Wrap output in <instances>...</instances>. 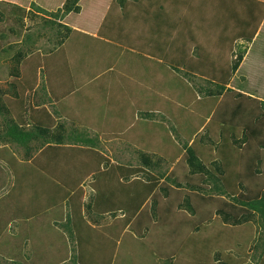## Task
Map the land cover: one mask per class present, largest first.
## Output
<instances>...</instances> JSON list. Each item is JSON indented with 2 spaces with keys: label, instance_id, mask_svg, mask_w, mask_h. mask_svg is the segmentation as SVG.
Masks as SVG:
<instances>
[{
  "label": "rangeland",
  "instance_id": "374dc122",
  "mask_svg": "<svg viewBox=\"0 0 264 264\" xmlns=\"http://www.w3.org/2000/svg\"><path fill=\"white\" fill-rule=\"evenodd\" d=\"M73 1L64 0L60 5V0L34 1L43 11L47 6L52 9L50 12H54L56 18L60 13L63 15L61 19L65 21L63 27L66 29L62 31L63 37L58 36L60 42L58 41L56 46L59 51L55 52L54 58L59 60L61 65L68 62L70 77L75 76V89L69 94L61 98V93L59 97L58 94L52 93L55 98L58 97V103L62 106L60 109L51 105L35 109L41 111L48 107L55 118L56 110L59 114L62 113V117H68L70 113L67 125L65 123L66 128L88 131V126H91L87 133L100 139L98 152L75 150L68 152L69 154L76 155L82 151L87 153L84 157L90 154L99 159L103 157L100 153L108 155V151L120 147L118 144L121 149L125 148L128 145L125 136H133L140 139L138 142L141 143V150L138 151L157 155L152 160L157 167L150 169L151 175L157 178L167 176L173 180L171 183L163 178L165 182L158 183L155 216L151 215L152 203L147 200L142 210L148 213L137 229L129 231L130 233L126 230L120 237L121 241L118 242L114 255L112 254L111 264H245L252 261L253 257L262 253V250L255 247L260 241H264L262 221L255 216L250 222L231 227L224 225L215 213L220 208L224 211L230 209L229 206H235L234 212L231 211L230 214L239 217L242 214L240 211L245 210L242 208L238 211L240 206L237 202L246 200L252 193L260 196L264 191V107L260 104L264 102V0L257 3L255 0H160L164 11L160 9L158 0ZM172 1H176V4ZM13 4L35 6L31 0H0V105H3L6 99L16 98V90L13 89L14 78H18L16 84L20 86L23 83L20 77L23 75L24 66L28 64V77L31 78L37 61L31 60V64L24 63V66L14 62L19 54L24 56L23 59L31 55L22 45L24 31L17 35L16 33L20 32L17 27L22 29L23 22L26 21L28 30L43 36L44 39L38 44V47L46 46L41 52L43 55L53 48V44H46L50 29L52 33L54 31L46 21L48 19H34L33 16L25 19V14L14 12ZM151 4L154 5L146 13L143 8H149ZM230 8L236 9L238 17L250 21L251 26L246 28L249 33L257 23L248 19V12L254 9L256 21L262 18L251 43L246 44L238 39V32L243 34L245 28L239 26L234 29L235 25L228 19ZM160 10L162 14L158 13ZM154 13L158 15L159 24L163 18L168 21L169 27L161 26L160 34L155 31L158 28H155L157 22L153 19ZM33 39L34 36H31V40ZM178 41L182 46L174 49L173 45L178 44ZM169 43L172 47L168 46ZM240 45H244L242 51L247 50V53L228 83L227 88L233 92H226L219 97H207L206 91L214 90L212 83H217L212 79L215 77L222 80V74H227V70L230 72L231 66L236 63L239 55L237 47ZM168 55L170 59H167ZM44 61L47 60H41ZM180 61H186L192 67L177 64ZM14 65L22 67L20 72L16 70L19 74L15 77L11 76ZM41 69L42 72H38L37 89L25 94L31 106L41 103L39 86L46 82L43 66ZM234 91L244 96L236 97ZM243 105V109L249 114L247 113L248 116L239 124L237 117L231 114L236 110L235 107L241 108ZM88 110L91 111L89 116H86ZM147 112H150L151 118L144 116ZM7 119L12 120V117L7 116ZM128 119L134 126V131H124L121 134L119 128L125 126ZM86 120L90 124H85ZM1 124H4V121L0 118ZM222 125L231 130V136L235 135L237 143L247 139V143L240 147L233 144L231 136L227 137L229 140L226 142L227 146L236 151L233 157L238 158L236 168L241 175L244 174L243 179L250 182L254 178L255 181H243L244 187L248 184L250 187L242 192L238 189L233 196L236 201L214 192V184L221 187L220 183L213 181L203 186L195 176L191 182L193 190L184 184L175 187V181H185L189 175V169L183 160L184 146L188 145L189 140L198 139V142L202 140L199 146L206 144V148L213 152V147L211 144L207 145V141L221 143L222 139L218 137V133L220 130L222 132ZM24 129L28 130L29 126ZM34 131L31 127V137H34ZM205 137L207 139L203 140ZM251 143L256 146V156H259L262 163L260 167L251 164L247 159L251 151L247 154L246 147ZM115 145L116 147H113ZM126 149L133 156L132 162H139L135 155L137 150ZM0 151L4 158H0V264H10L9 256L14 257L15 264H22L26 258L31 260L38 252H42V249L56 251L54 262L69 259L67 264H78V253L75 250L77 247L73 238L67 233L63 238L50 233L54 222L63 212H55L53 208L44 209L45 204L41 199L38 214L28 221L22 217L18 218L21 212L16 202L25 204L30 193L32 198L29 201V209L32 201L38 200L42 190L47 189L42 187L43 183L53 185V179L44 173L34 176L38 170L31 162L32 159L21 160L24 156L21 146L7 143L3 138ZM37 151H32L33 156L38 155ZM11 157L16 159L14 169L5 161ZM211 159H215V156ZM204 165L211 168L208 159ZM101 167L105 169V166ZM251 167L259 170V175H248ZM238 171L236 170L235 174ZM37 177H40V182H37ZM35 183H38L35 188H40L34 192L32 185ZM84 187V197L87 201L86 197L92 193L86 182ZM165 188L169 189L166 197L162 191ZM186 196L193 199L194 213L178 207ZM141 212L138 214L139 218ZM85 213L86 220L94 223L91 219L95 217L87 216V209ZM160 216L165 218L160 221ZM170 216L171 219L167 218ZM107 219V222H111L114 218L108 216ZM187 219L190 224L176 226L178 220L181 223ZM13 222L18 224L19 243L11 241L12 235H16L13 234ZM107 222L100 219L94 226L102 228ZM26 225H30L27 230ZM44 235L54 241L55 249L45 242L46 238L42 239ZM68 236L73 241L65 240ZM107 244L108 248L112 246L110 241Z\"/></svg>",
  "mask_w": 264,
  "mask_h": 264
},
{
  "label": "trees",
  "instance_id": "16d2710c",
  "mask_svg": "<svg viewBox=\"0 0 264 264\" xmlns=\"http://www.w3.org/2000/svg\"><path fill=\"white\" fill-rule=\"evenodd\" d=\"M75 1L77 0H74L73 2ZM158 2L161 4L160 9L164 11V5L161 3L160 0H158ZM255 2L257 3V1ZM172 3L176 4V1H172ZM153 5H149V8H146L145 6L143 10L147 13L150 11V9L152 8L151 6ZM31 7L32 10L36 9L37 12L45 14V16H48L54 19L55 21L61 20V23L46 20L49 22L50 28H53L54 31L52 33V30L50 29L49 35L48 37H46L48 39L47 44H53V48L50 51H47V54L45 56L41 54L40 51L42 52V50H44L46 46H40L39 49L35 47L40 38L38 37L36 39L31 40V35L23 34L22 45L24 46L25 50L28 49L31 52V55L29 56V58L23 59L24 56L19 54L15 57L14 62L17 64L19 63L21 66H24V63H30L31 60H37L38 62L36 61L35 63V70L32 71L31 78L28 77L27 71L29 64L27 66H24V72L22 73L23 75L21 74L22 76L20 77L21 79H23V83L20 86L16 84L18 78H14L15 80L13 81V89L16 90V98L6 99L4 104L0 105V118L2 119V121H4V124H2V128L4 129L3 136L7 140L6 142H14L27 150L26 154L21 157L22 161L29 159L31 160L32 155L34 154L32 153L31 149H28L26 147L28 142H32L37 139L41 142V144L43 143L42 145L40 144L41 147H44L48 144V146L44 148L38 154V156L34 157L31 161L38 170L36 174L34 173V176H40V173H44L47 177H51L55 183L60 184L63 188L73 193L70 198H67L68 200L67 204L65 205V212L59 211V213L63 212V214L61 213L60 217L57 219V221H55V226L59 228H64V231L67 233V235L69 234L76 242L77 248L75 250L78 253L76 256L78 264H111L113 255L115 253L114 250L118 245V242L121 241L120 237L124 235L126 230L127 233H130L129 231L137 229V226L141 223L140 221H142L144 216L148 213L142 210L147 200V202L150 201V204L152 203L150 211L151 215L155 216L154 209L156 207V203L158 202V196L156 195L158 183L161 184L163 178H165V180H169V182L171 183L173 182V180L167 176L157 178L151 175L150 169L157 167V164L152 162L153 158H155L157 155L149 153L144 154L142 151L135 152V155H137L139 162L136 161L135 163H133V156L129 155V161L127 163L120 162L116 163V165H111L110 168L106 170V172H101L99 167L91 168L89 167L90 164L87 166L84 165L82 167V170H80L78 166H75L74 162L71 163V166L66 164L69 161L66 157V152L68 153L75 150L64 149L65 147L62 145H60L61 147L57 145H52L57 144V142L53 139L54 137L50 135L48 138V130L38 128L37 126L39 125V123L33 121L34 116L36 114H41V120L43 119L44 121V123L42 124H44V127H46L45 125H50L52 122L51 115H49L45 109L41 111H38V109L35 110L34 107L30 105V102L28 104L27 100L29 101V98L25 97V94L28 91L32 92L34 90L39 79L38 72L39 70L42 72V66L43 73L45 74L44 79L46 82L40 86V91H48V93L58 95H60L59 93H61L62 98L75 89V76L73 78L70 77V72H68L67 70L68 62L66 61L67 64L65 63L61 65L60 61L54 58L55 52L59 51L56 46L59 41L58 36L59 38L61 36L63 37L62 31L65 30L66 27H63L64 24L62 23L63 21L61 19L63 15L61 13L56 18L55 13H48L46 11H43L39 5L38 7L31 5ZM17 10L21 12L22 15L25 14L23 9L19 8ZM161 10L158 13L162 14ZM156 11L157 8L155 12ZM255 13L256 11L254 9L253 11H249L248 19L252 22H256L258 26L262 18H259L256 21L257 18L255 16ZM30 15L32 16V13L28 14V16ZM0 17H2L1 14ZM153 19L155 22H157V24L155 25V28H158L155 30L156 33L160 34L162 32V30L159 29L161 28V26L162 28H164L163 26L169 27L168 21L164 18L162 19L161 24H159L158 15L156 13H154ZM228 19L232 20L233 25H235L234 29H237V27L239 26H243L245 28V32L243 34L240 32H238L237 34L238 39H240L241 42L244 41L247 44L253 41V38L257 31V26L252 30L251 33H249L246 28L251 26L250 21L238 17L235 8H230V11L228 12ZM56 26L62 28H58ZM17 29L20 32L16 34L21 35V28L17 27ZM169 37L170 35H168V38ZM180 40L181 38H179V41ZM179 41L178 44L173 45L174 49L180 47L181 44H179ZM165 43H167V41ZM168 46L172 47L171 43H169ZM242 46L244 45H240V47H237L239 49V55L236 59V63L231 66L230 72H228L227 70V74L223 73L221 78L222 80H218L215 77L212 79L217 83H212L215 86L214 90L212 89L206 91L208 93L207 97H219L226 92H233V90L227 88V86L230 81L231 75L237 71L239 64L242 62L243 57L247 53V50L242 51ZM34 48H36V50H34ZM42 59L47 61L41 62ZM167 59H170V55H168ZM177 64L186 67H192V65H188L189 63H187L186 61H180ZM21 66L14 65L11 76H18L19 73L16 72V70L20 72V68L22 70ZM177 68L178 67H176V69ZM234 94L236 97L244 96L240 92H236ZM48 101H51V98H49ZM260 104L264 107V102H261ZM244 107V105L241 108L235 107L236 110L231 114V116L237 117L236 120L239 124H242L241 122L243 121V118L248 116L249 114L248 111L246 112V110L243 109ZM149 115L150 112H147L144 116H146L147 118H151V116ZM7 116H11L12 120L7 119ZM27 125L29 126V129L25 130L24 127H27ZM31 127L35 129L34 137H31L33 134L31 135V133H29ZM233 130H235L234 127ZM73 133H71V135ZM218 134V137L222 139L221 143H213L209 139V141H207V145L211 144L210 146L213 147L215 160H217L213 161L214 163L210 166L211 168H207L204 165V156H207L206 154L208 153V151L212 152V150L210 148L207 149L206 144H203V147L199 146L202 140L198 142L197 139L194 140L190 146H184L183 160L189 169V175L187 176V179L185 181H175L174 186L179 187L180 185L184 184L185 187H188L193 190L191 182L194 181L192 177L195 176L197 177V180L200 182V184L203 186L209 184V182L212 183L213 181L220 183L221 187L217 184H214V192H216L220 196H222V194L226 195L236 201L235 197L233 196L238 192V189L240 190V192L247 191V189L250 187V184L244 187L243 181H249L244 180V174L241 175L238 169L236 168V164L239 163L238 158L233 157V153H235L236 151L232 150L230 146H227L226 140H229V138L227 137L231 136V130H227L225 126L222 125V132L220 130ZM234 136L235 135L231 136L234 145H238L240 147L242 144L245 145L247 143V139H243L240 143H237ZM71 138L75 139V137H69V140ZM206 139V137L203 138V140ZM254 145L255 144L251 143L246 147V150H248L246 151L247 154L249 151H251V154H248L247 159L251 162V164L253 163L260 167L262 163L259 159V156H256V146ZM30 148L35 151L39 149V147ZM259 148L262 149V147ZM242 156L245 157V154H243ZM5 161L11 169H14L13 165H16V159L14 157L5 159ZM251 164L250 166H252ZM236 170L238 172H236L235 174ZM248 171L249 172H247V174L249 175V173H251L253 174L252 176H257L260 173L259 170L253 169V167H251ZM92 173L94 174V176L92 182L90 183V186L94 191V195H92L89 205H85L82 203L84 190L81 187V184H84L83 182L86 181V178ZM252 176H250V178H252ZM245 177L249 179L246 174ZM165 180L163 181L165 182ZM251 180L255 181L254 178H252ZM251 180L250 182H253ZM168 187L172 188L171 186ZM168 190V188L162 190L165 197L167 196ZM252 194L248 195L246 200L237 202V205L240 206L238 211H240L242 208L245 210L240 211V213L242 214L239 217H235L234 214H230L231 211L234 212L233 209L235 208V206H229L228 208L230 209L224 211H222V208H220L216 211L215 215L221 218V222L224 225H230L231 227H239L244 223L252 221L254 217L257 216L259 220L262 221L261 226L264 227V191L260 196H258V194ZM192 201V197L186 196V198H184V200L182 201V204L178 205V207L180 209H182L183 207L186 211L194 213ZM84 208L87 209V216L89 215L91 218L95 217L94 219H91L94 223H96L97 221L100 222V219L108 221V216H111L114 219H112L111 222L107 223L102 228H97L96 226L90 225L89 220H86V213ZM140 212L142 213V215L139 218L138 214ZM163 218L165 217L162 216L160 221L163 220ZM167 218L171 219V216ZM172 220L174 222L173 218ZM178 221L176 226H186V224H190L188 219L182 221L181 223ZM55 234L62 235V233H59L58 230L55 231ZM69 240L71 239L69 238ZM108 241H110V243L112 244L110 248H108ZM260 242L258 243L259 245L256 244L255 247L257 248V250H262V253L257 257H253L254 259H252V261L246 262L245 264H264V241ZM222 264L230 263L222 262Z\"/></svg>",
  "mask_w": 264,
  "mask_h": 264
},
{
  "label": "crops",
  "instance_id": "0c3cea01",
  "mask_svg": "<svg viewBox=\"0 0 264 264\" xmlns=\"http://www.w3.org/2000/svg\"><path fill=\"white\" fill-rule=\"evenodd\" d=\"M63 1L64 0H60L59 5L62 4ZM255 1L260 2V0L259 1L255 0ZM41 9H43V8H41ZM44 10L46 12L50 13V10H52V9L48 8V6H47L46 9H44ZM229 11H230V9H229ZM235 11H236V9H235ZM30 12L33 14V18L34 19H36V17H40V18H44L45 17L44 19H48V20L54 21L52 18H50L48 16H45V14L39 13V12L34 11L32 9H31ZM27 20L31 21L29 19H27ZM25 22H23L24 27L22 28L23 30L21 29V31H24L25 35L28 34V35L34 36V39L39 37L40 39L38 40V43L35 46L37 49H39L38 44L41 41V39H44V38H42V36H40L39 33H35L34 34V33H32V31L28 30L27 27H26V25H28V22L27 23H25ZM56 22L57 23H61V20L56 21ZM64 22H62V23H64ZM31 26H33V25H31ZM46 44H47V42H46ZM40 53H41V51H40ZM36 85H38V82H37ZM39 88H40V86H39ZM36 89H37V87L35 86L34 90H36ZM45 92H47V93H45ZM40 94H41V100L42 101H40L41 103H38L37 105H34L33 106L34 109L36 107L38 108L39 106H45V105H47L48 107H50V105H51L55 109H56V107L59 108V109L62 107L61 104L58 103V100H57L58 98H55L54 95H52L51 93H48V91H44V92L40 91ZM58 97H59V95H58ZM49 98H51V101H48ZM47 108H46V111L48 112L49 115H51V118L54 121L53 123L51 122L50 125H45L46 127H44V124H42V123H44V121H43V119L41 120V118H42L41 114H39V115L36 114L34 116V120L33 121L39 123V125L37 124L38 128H41V129H44V130L45 129L48 130V135H47L48 138H49L50 135L52 137H54L53 139L57 142V144H52L53 146L54 145H57V146L62 145V146L65 147L64 149H70V150L74 149V150H82V151L83 150H87L89 152H98L99 149L97 148V146L99 145L100 139H98L97 136H91V134L87 133V132H89L91 126H88V131L87 130H83V129H80V130H75V129L74 130H69L68 128H66L65 123L68 120V118L70 119V113L67 112L68 113V117H62V113L59 114V112L56 110L55 116L57 118H55L53 113H50L49 109H47ZM35 110H37V109H35ZM90 111L91 110L87 111L86 116H89ZM86 123L90 124V122L88 120L85 121V124ZM130 123L131 122L128 119V123H126L125 126H122L121 128H119V130L121 131V134H123L124 131H126V133H128V131H132V130L134 131V128H132L134 126L132 124H130ZM66 125H67V123H66ZM0 126L2 127V124ZM2 130H3V128L0 129V142L4 138L3 133L1 134ZM73 131H74V133H73ZM217 131H219V128L217 129ZM71 133H73V134L71 135ZM69 137H75V139L71 138L69 140ZM126 139H128V141H126V142H128V145H126L125 148L121 149L120 148L121 147L120 144H118L120 147H118V146L116 147V145H115L113 147H116V148H114L112 151H108L107 152L108 155H103V153H100L101 156H103V157H100L102 159H100V158L97 159V158L94 157V155H90V154H88L87 157H84V154H87V153H82V151L77 152L76 155H73V154L69 155V153L66 152V157L69 160L66 164H71L72 161L74 160V161H76V162L73 161L74 165L78 166L80 168V170L83 169L82 167L84 165L87 166V165L90 164L89 167L97 168V166H98L100 168L101 172H106L105 170H108L111 165H116V163H120V162L121 163H127L129 161L130 152L126 148H129V149L133 148L134 150H137V151L141 150V143L138 142V140H140L139 138L126 135L125 136V140ZM5 141H7V140L5 139ZM193 141L194 140H192V139L189 140L188 141V146H190L193 143ZM7 143H9V142H7ZM14 144H16V143H14ZM40 144H41V142L36 139L35 141L28 142L26 147L28 149H31L32 151H34V150L32 148H30V147H33V148H36V147L38 148L39 147V149L37 151V153L39 154L44 148H46L48 146V144H47L44 147H41V145L43 143L41 145ZM21 148H23V147H21ZM23 151H24L23 154H26L27 150L23 148ZM137 151H135V152H137ZM62 152H64V151H62ZM206 155L207 156H204V159H205L204 162L208 159L209 160V166H211L214 163L213 160H215V159H211V157L214 156V152L208 151V153ZM34 157L35 156H33L31 159H33ZM76 157H77V159H76ZM118 157H120L121 159L118 158ZM0 158H3V156L1 154H0ZM125 158H128V159L126 161H123ZM70 160H72V161H70ZM79 163H80V165H78ZM101 166H105V169H102ZM93 176H94V174L92 173L91 175H89L86 178V181H85L86 184L89 185V188L91 189L90 192L92 193L89 197H86L87 201L85 200V197L83 195L82 203L85 204V205H89L90 199H91L92 195H94V191L92 190V187L90 186V183L93 180V178H92ZM39 178L40 177H37V182L41 181V179L38 180ZM85 182H83L84 184H81V187L83 189H85V187H84L85 186ZM162 182H163V180L161 181V183ZM37 184L38 183H35L34 185H32L33 186V190L32 191L35 192L36 190H38L40 188V187H36L35 188V186ZM55 184L52 185L51 183H47V182L43 183L42 187L43 186H44L43 188L47 187V189H43L42 190L43 191L42 195L40 196V198L38 200H33L32 201L31 207L29 209H28L29 201H30V198H32V196H30V193L27 196L28 199H27L25 204L21 205L17 201L16 203H17L18 207H20V212H21V216H18V218L22 217V218L26 219V221H28V219L33 217L37 212H39L38 208H39L41 199H42L43 204H45L44 205V209H46V208H51L52 209L53 208V210L55 212H59V211L65 212V205L67 204V200H68L67 198H70L73 195V193L69 192L67 189L63 188L60 184H58V183H55ZM20 192H19V194H20ZM14 196L17 197L18 195H14ZM84 210H86V208H84ZM107 223H109V222H107ZM13 224L15 225L14 228H13V234H16V235H12V237H13V240H11L12 243L14 241L16 242L17 240H19L18 237H17V236H19L18 235L19 234V230L17 228L18 224H17V222L16 223L13 222ZM92 224L90 223V225H92V226L95 225L94 223H92ZM42 227L44 228L46 226H42ZM29 228H30V225H26L25 230H27ZM54 230L55 231L58 230L59 233H62V235H59V236H62V238H63V235H66L65 234L66 232L64 231V229L56 227L55 224L52 227V231L50 233L51 234H55ZM21 233H23V230H21ZM50 236H52V235H50ZM14 238H16V239H14ZM43 238H46L45 242H48V244L50 243L52 245V247L55 249L56 244H54V241L51 238L47 237L46 235H44L42 237V239ZM65 240H69V239L66 237ZM65 242H67V241H65ZM16 243H19V241H17ZM46 252H48L49 254H45ZM55 255H57L55 250L53 252H51L49 249L48 250L42 249V252H38L36 254V256L33 257L31 260L28 257L23 262L22 261L21 262H22V264H41L40 262H43L45 264H67L69 262V259H63V260H61V262H54V260L56 259ZM9 257H10L9 258L10 264H15V262L13 261L14 257H12V256H9Z\"/></svg>",
  "mask_w": 264,
  "mask_h": 264
},
{
  "label": "clouds",
  "instance_id": "9594fccd",
  "mask_svg": "<svg viewBox=\"0 0 264 264\" xmlns=\"http://www.w3.org/2000/svg\"><path fill=\"white\" fill-rule=\"evenodd\" d=\"M30 1V0H29ZM34 4H35V6L36 7H38V5L34 2L35 0H31ZM13 10H14V12L15 11H17L18 12V10L17 9H23L24 10V12H26L25 13V15H24V17L25 18H27L28 17V14H30L31 12V7H27L26 5H19V4H13ZM31 6V5H30ZM34 11H36V9H34ZM52 13H54V12H52ZM31 16V15H30ZM32 16H33V14H32ZM43 20H46V19H43ZM54 20V19H53ZM55 21V20H54ZM57 21H59V20H57ZM56 22V21H55Z\"/></svg>",
  "mask_w": 264,
  "mask_h": 264
}]
</instances>
